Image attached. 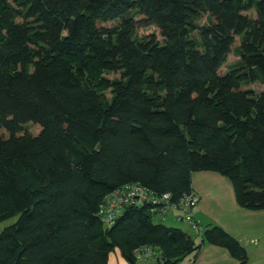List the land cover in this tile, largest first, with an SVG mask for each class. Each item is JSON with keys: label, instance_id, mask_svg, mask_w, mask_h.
I'll return each instance as SVG.
<instances>
[{"label": "trees", "instance_id": "trees-1", "mask_svg": "<svg viewBox=\"0 0 264 264\" xmlns=\"http://www.w3.org/2000/svg\"><path fill=\"white\" fill-rule=\"evenodd\" d=\"M197 172L264 210V0H0V222L19 215L0 264H183L205 244L246 264L219 226L197 244L155 223L160 205L100 215L131 185L179 203Z\"/></svg>", "mask_w": 264, "mask_h": 264}, {"label": "crops", "instance_id": "crops-1", "mask_svg": "<svg viewBox=\"0 0 264 264\" xmlns=\"http://www.w3.org/2000/svg\"><path fill=\"white\" fill-rule=\"evenodd\" d=\"M193 192L199 196V204L193 213L194 222L199 230L185 224L183 231L188 233L197 244L201 243V233L210 225L221 227L245 249L246 264H264V210H248L239 205L232 182L216 172L193 173L191 179ZM177 215V216H176ZM179 214L171 213L174 220ZM180 228V227H179ZM108 264H131L119 249H115ZM137 264H155L154 260H142ZM183 264H241L230 252L222 247L205 244L197 255L193 254Z\"/></svg>", "mask_w": 264, "mask_h": 264}, {"label": "built area", "instance_id": "built-area-1", "mask_svg": "<svg viewBox=\"0 0 264 264\" xmlns=\"http://www.w3.org/2000/svg\"><path fill=\"white\" fill-rule=\"evenodd\" d=\"M171 196L169 194L163 195L162 197H155L149 194V192L140 185L126 186L121 190H117L108 196L101 207L100 215L103 221L111 226L114 224L116 218L120 215L124 208L135 204L136 202H146L153 206H161L159 212L157 209V215L161 217L176 212L179 214L177 217L179 221H186L192 226L193 229L199 230V226L194 222L193 211L199 204V196L195 192L186 194L183 196L179 203H172ZM164 219V218H162ZM159 256L158 250L153 248H144L136 252L138 261L142 260H156Z\"/></svg>", "mask_w": 264, "mask_h": 264}, {"label": "rangeland", "instance_id": "rangeland-1", "mask_svg": "<svg viewBox=\"0 0 264 264\" xmlns=\"http://www.w3.org/2000/svg\"><path fill=\"white\" fill-rule=\"evenodd\" d=\"M139 20H140V22H139V35H140V36H146V35H150V34H152V33H155L156 36L158 37V39H159V40L161 39L160 34H159V32L156 30V28H155L154 25H150V24H148V23L142 21L141 19H139ZM110 25H111V24H109L108 26H110ZM238 63H239V57H236V56H234V55L232 54V55L229 56V59H228L227 65L223 67V70H222V71L225 72L229 67L234 66V65H236V64H238ZM38 130H39V128H38L37 126H34V125H31V126H30V131H31V132H33V133H37ZM194 211H195V210H194ZM194 211H193V213H194ZM176 216H177V215H176ZM18 218H19V215H15V216H13V217H11V218H8V219H6V220L0 222V233H1L4 229H6V228H8V227H10V226H12V225H14V224L17 222ZM174 220L177 221V222H176L177 224L172 223L170 218H168V220H167V218H166V219L163 220V221L158 220V219L156 218L154 221H155V223L162 222V223H163L165 226H167V227H173V228H179V227H180V229H181V228H184V226H186L185 224H188V223H187L186 221H184V220H183V221H179L177 217H175ZM189 225H190V224H189ZM194 230H195V229H194Z\"/></svg>", "mask_w": 264, "mask_h": 264}]
</instances>
